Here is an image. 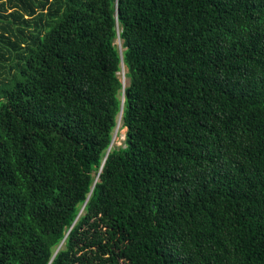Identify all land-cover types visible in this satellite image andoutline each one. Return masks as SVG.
I'll return each instance as SVG.
<instances>
[{
    "label": "trees",
    "instance_id": "16d2710c",
    "mask_svg": "<svg viewBox=\"0 0 264 264\" xmlns=\"http://www.w3.org/2000/svg\"><path fill=\"white\" fill-rule=\"evenodd\" d=\"M0 264H264V0H0Z\"/></svg>",
    "mask_w": 264,
    "mask_h": 264
},
{
    "label": "rangeland",
    "instance_id": "374dc122",
    "mask_svg": "<svg viewBox=\"0 0 264 264\" xmlns=\"http://www.w3.org/2000/svg\"><path fill=\"white\" fill-rule=\"evenodd\" d=\"M115 44L118 46V48L121 50V45L120 41L117 40ZM123 70L119 73V77L122 81V85L125 87L127 85V79L125 78V72H126V67L122 65ZM121 123V115L118 119V125ZM118 126L114 129L113 134H112V145L113 146H123V141H124V132L125 129H119L117 130Z\"/></svg>",
    "mask_w": 264,
    "mask_h": 264
},
{
    "label": "water",
    "instance_id": "95a60500",
    "mask_svg": "<svg viewBox=\"0 0 264 264\" xmlns=\"http://www.w3.org/2000/svg\"><path fill=\"white\" fill-rule=\"evenodd\" d=\"M123 65V64H122ZM121 65V66H122ZM123 86V85H122ZM124 87V86H123ZM122 102H123V96H122ZM117 127V126H116ZM111 145H112V143L110 144V146H109V148L108 149H110L111 148Z\"/></svg>",
    "mask_w": 264,
    "mask_h": 264
},
{
    "label": "bare ground",
    "instance_id": "6f19581e",
    "mask_svg": "<svg viewBox=\"0 0 264 264\" xmlns=\"http://www.w3.org/2000/svg\"><path fill=\"white\" fill-rule=\"evenodd\" d=\"M120 125H121V123H119L117 130L119 129ZM112 146H113V145H111V147H112Z\"/></svg>",
    "mask_w": 264,
    "mask_h": 264
}]
</instances>
